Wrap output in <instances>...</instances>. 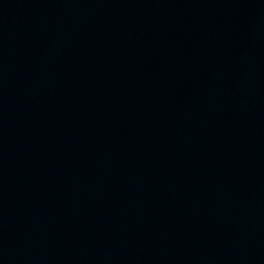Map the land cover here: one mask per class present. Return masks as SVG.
<instances>
[{"label": "water", "instance_id": "1", "mask_svg": "<svg viewBox=\"0 0 264 264\" xmlns=\"http://www.w3.org/2000/svg\"><path fill=\"white\" fill-rule=\"evenodd\" d=\"M0 264H264V0H0Z\"/></svg>", "mask_w": 264, "mask_h": 264}]
</instances>
